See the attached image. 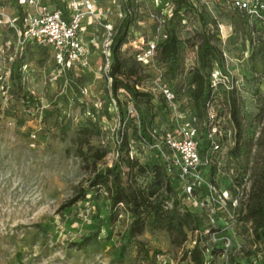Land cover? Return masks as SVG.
<instances>
[{
    "label": "rangeland",
    "instance_id": "374dc122",
    "mask_svg": "<svg viewBox=\"0 0 264 264\" xmlns=\"http://www.w3.org/2000/svg\"><path fill=\"white\" fill-rule=\"evenodd\" d=\"M19 1L0 0V264H146L126 245L130 210L119 205L108 216V192L89 188L96 169L112 166L123 169L126 182L154 186L166 207L196 217L186 239L176 230L139 233L157 251L156 264H193L195 241L205 264H230L232 257L264 264L247 216L264 184V15L241 11L232 0H187L177 13L172 0H76L85 12L81 35L90 65L64 69L19 37L20 18L37 9ZM201 11L215 23L203 27ZM126 13L121 52L139 63L141 94L134 99L120 89L119 104L102 46L106 26L114 34ZM169 27L183 41L174 80L165 76L157 47L148 50ZM203 32L219 51L207 70L205 116L197 114L187 83L199 67ZM165 88L174 99L166 100ZM142 118L150 140L141 136ZM123 136L143 170L125 166ZM193 140L199 160L191 166L185 146ZM97 150L106 154L94 163ZM86 236L92 239L84 242Z\"/></svg>",
    "mask_w": 264,
    "mask_h": 264
},
{
    "label": "trees",
    "instance_id": "16d2710c",
    "mask_svg": "<svg viewBox=\"0 0 264 264\" xmlns=\"http://www.w3.org/2000/svg\"><path fill=\"white\" fill-rule=\"evenodd\" d=\"M18 3L19 0H13ZM175 4L174 12L177 13L182 10L184 5L187 4V0H172ZM21 4V0L19 1ZM63 4H57L56 6L68 11ZM200 21L203 27H206L209 22L215 23V20L206 16V13L201 11L199 13ZM21 30L24 31L23 17L20 18ZM130 25V14L126 13L119 27L115 31L112 37L111 43V63L109 68V77H111L112 92L117 99V102L121 104L118 97V91L123 89L129 92L134 99H138L141 91L138 88L140 83L139 65L137 60H133L131 57H125L121 52V46L127 39L128 28ZM27 43L34 44L38 49L47 52L52 56L55 61L53 49L50 46L38 45L34 40L28 39ZM182 47L183 41L178 35L174 27H169L165 33V37L157 45V53L162 63L165 65V76L169 80L178 78L181 73L182 66ZM218 49L214 46L210 39L206 36V32H203L202 39L198 45V58L199 67L193 69L187 78L188 91L190 97L193 99V105L197 114L201 116L206 115V102L210 97L212 90V79L208 68L211 63L218 61ZM56 62V61H55ZM132 62V63H131ZM75 68L72 66L68 69ZM65 69V68H64ZM140 132L141 136L147 140L151 139L146 128L145 119L140 120ZM122 143H120V150L126 149L124 155V164L127 167L134 168L137 166L138 171L143 170L138 159L130 157L128 152V139L127 136L122 137ZM207 147H204L205 151ZM104 151L97 150L93 155L94 163L101 160L105 156ZM165 176H167V169L165 163L163 168L160 169ZM170 176H167V188L172 187V181ZM104 188L108 192L109 199V215H115L116 209L119 205H125L130 210L132 221L126 233V245H130L131 249L136 248L138 254L141 255L143 262L146 264L157 263V251H153L151 247H148L143 241L138 238L139 233L145 228L150 229H167L176 230L182 234L183 238L187 237V230L194 229L192 222H195V215L190 210H186L185 213L180 214L177 212L176 207H166L165 200L160 199L156 195V189L154 186L151 188H144L139 184L129 183L124 180V171L122 168L116 166L108 167L104 170H95L94 176L89 180V188ZM247 216L253 223V236L255 244H262L261 252L264 258V184L258 194V199L255 203L249 205L247 209ZM97 234V233H95ZM92 239L91 236L84 237V242H88ZM195 245L189 250L191 260L193 264H205L204 249L200 247V244L195 241ZM125 249L120 254H124ZM249 256L245 258L248 263ZM230 264H246L242 260L231 258Z\"/></svg>",
    "mask_w": 264,
    "mask_h": 264
},
{
    "label": "built area",
    "instance_id": "2783aa9c",
    "mask_svg": "<svg viewBox=\"0 0 264 264\" xmlns=\"http://www.w3.org/2000/svg\"><path fill=\"white\" fill-rule=\"evenodd\" d=\"M43 0H27L28 5L37 6L36 11L28 12L23 16L24 31L19 30V37L24 40H34L38 45L50 46L53 49L57 64L63 68L78 66L86 68L90 65L89 43L81 35L85 12L80 8L81 3L76 0H64L72 12L65 13L55 4H40ZM233 4L254 16L264 15L263 0H232ZM89 4V3H88ZM87 12L93 14V5H88ZM112 27L106 26V35L103 39V55L105 57V70L109 71L111 63ZM91 42V41H89ZM157 47L155 42L150 44L149 52H154ZM111 80V77H110ZM166 100H172L175 94L169 89L163 90ZM187 160L194 166L199 160L196 143L191 141L186 146Z\"/></svg>",
    "mask_w": 264,
    "mask_h": 264
},
{
    "label": "bare ground",
    "instance_id": "6f19581e",
    "mask_svg": "<svg viewBox=\"0 0 264 264\" xmlns=\"http://www.w3.org/2000/svg\"><path fill=\"white\" fill-rule=\"evenodd\" d=\"M93 8H94V5H93Z\"/></svg>",
    "mask_w": 264,
    "mask_h": 264
}]
</instances>
